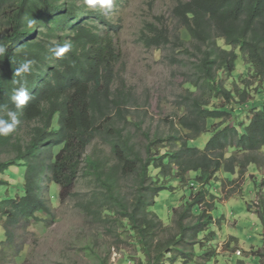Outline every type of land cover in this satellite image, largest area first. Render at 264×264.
<instances>
[{
	"label": "trees",
	"instance_id": "obj_1",
	"mask_svg": "<svg viewBox=\"0 0 264 264\" xmlns=\"http://www.w3.org/2000/svg\"><path fill=\"white\" fill-rule=\"evenodd\" d=\"M124 2L114 0L113 7ZM106 13L88 9L83 0H0V47L5 49L0 54V117L11 123L8 113L17 111L19 119L12 133L0 136V177L11 167H26L22 195L5 196L0 191V220L5 219L11 244L12 227L47 223L41 213L55 216L50 199L54 184L59 187L60 203L78 201L83 213L97 222L111 221L118 237L133 232L145 264H165L186 254L181 246L190 228L185 229L181 220L193 208L200 212L197 205L187 202L175 232L164 227L152 210L156 197L176 189L186 181L187 173L194 174L192 187L186 189L190 199L197 185L209 193L222 169L233 174L236 167L242 171L251 164L263 167L264 107L254 102L247 123L227 124L232 115L227 105L238 116L250 101L246 89L225 88L222 76L233 73L239 51L251 76L264 84V0H177L171 14L177 22L173 29L149 25L151 35L141 36L144 46H170L172 52H184L197 60L195 74L186 84L189 87L178 100L184 114L173 125V134L152 143L148 138L142 147L127 130L130 122L125 106L131 94H125L122 79L118 86L115 80L120 61L114 43L118 26ZM65 42L71 44L70 50L55 57L52 49ZM26 61L32 62L30 71L15 76V69ZM21 86L31 99L17 110L11 97ZM218 98L226 105H214ZM211 120H223L221 127L208 131ZM206 133L211 137L203 150L191 144ZM97 138L109 147L108 156L89 153ZM162 142L167 145L155 155L153 147ZM226 148L244 152L243 158L223 160ZM133 175L137 191L129 201L122 180ZM83 181L90 189L88 200L77 191ZM2 186L8 188L10 182L0 180ZM255 213L264 226V201ZM193 230H201L199 224ZM258 253V264H264V251Z\"/></svg>",
	"mask_w": 264,
	"mask_h": 264
},
{
	"label": "rangeland",
	"instance_id": "obj_2",
	"mask_svg": "<svg viewBox=\"0 0 264 264\" xmlns=\"http://www.w3.org/2000/svg\"><path fill=\"white\" fill-rule=\"evenodd\" d=\"M176 2L125 0L111 10L99 8L109 12L106 15L109 14L114 26H118L114 43L120 52V61L115 68V80L118 86V80L122 79L125 94H131L125 106L127 121L130 122L127 130L141 147L148 138L152 143L155 139L173 134V125L184 114L178 100L185 94L184 88L189 87L187 81L195 74V57L180 51L174 53L170 46L148 48L141 41L142 35H151L149 25L159 30L168 26L174 28L177 22L171 14ZM181 34L185 37L186 32L181 31ZM220 45L223 46L224 42ZM237 53L236 68L231 75L223 73V85L228 90L237 87L242 92L246 89L250 102L238 116L235 109L227 105L232 112L226 119L230 126L247 123L250 106L254 102L264 107V84L251 76L252 70L245 63L243 55L239 51ZM258 88L263 94H259ZM212 103L219 107L226 105L221 98ZM57 119L54 125H57ZM222 122L211 120L208 131H216ZM210 137L211 133H206L199 142L191 144L203 150ZM166 145L165 142L156 143L154 154L160 155ZM88 151L97 156L109 155V147L101 138L94 140ZM243 154L237 149L226 148L223 160L233 156L243 158ZM262 154L264 156V149ZM261 162L263 167L251 164L245 171L236 167L233 174H227L222 169L216 174L209 193L197 185L189 199L186 189L188 185L192 187L190 184L194 174L187 173L186 181L176 185V189L162 192L156 197L152 210L164 227L174 228L175 232L179 231L177 222L187 209V202L197 205L200 212L193 208L194 211L191 209L187 217L181 220L185 229L190 228L185 232L186 241L181 246L186 253L182 255L187 257L178 255L165 264H258L256 254L264 251V226L255 213L264 201V160ZM177 169L173 166L175 172ZM25 173L24 166L11 167L0 177V180L10 182V187L2 186L0 191L6 193L5 196L22 195ZM134 178L133 175L128 180H122L123 191L129 201L133 200L137 191V180ZM77 191L83 193L81 198L84 200L90 197V189L84 181L78 185ZM58 194L59 187L51 185L50 199L55 216L41 213V218L48 220L47 223L33 221L12 227L15 235L12 244L6 238L5 219L0 220V264H145L146 259L135 242L133 232L119 238L115 235L119 231H115L111 221L97 222L83 213L78 201L60 203ZM195 195L198 197L194 199ZM103 218L107 216L104 214ZM197 224L201 230L194 231ZM164 236L168 237V234Z\"/></svg>",
	"mask_w": 264,
	"mask_h": 264
},
{
	"label": "clouds",
	"instance_id": "obj_3",
	"mask_svg": "<svg viewBox=\"0 0 264 264\" xmlns=\"http://www.w3.org/2000/svg\"><path fill=\"white\" fill-rule=\"evenodd\" d=\"M84 5L88 9L95 10L97 8L111 10L114 5V0H83ZM71 48V44L65 42L62 45H58L54 49H52L53 55L55 57H62L65 53H67ZM5 49L0 47V54H3ZM31 61H26L18 68L15 69L14 75L21 76L22 74L28 73L30 71ZM31 99L28 90L26 87L21 86L14 91V94L11 97L15 108L17 110H22L24 106L27 105L28 101ZM8 115L11 118V123L7 122L4 118L0 117V136H8L10 133L14 131L16 126L19 124L18 112L10 111Z\"/></svg>",
	"mask_w": 264,
	"mask_h": 264
}]
</instances>
